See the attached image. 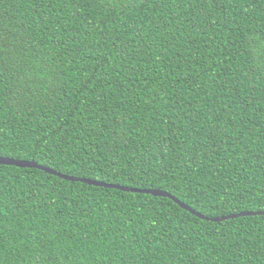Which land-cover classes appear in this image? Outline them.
Segmentation results:
<instances>
[{
    "label": "trees",
    "instance_id": "1",
    "mask_svg": "<svg viewBox=\"0 0 264 264\" xmlns=\"http://www.w3.org/2000/svg\"><path fill=\"white\" fill-rule=\"evenodd\" d=\"M0 156L264 212V0H0ZM0 264H264V214L0 164Z\"/></svg>",
    "mask_w": 264,
    "mask_h": 264
},
{
    "label": "water",
    "instance_id": "2",
    "mask_svg": "<svg viewBox=\"0 0 264 264\" xmlns=\"http://www.w3.org/2000/svg\"><path fill=\"white\" fill-rule=\"evenodd\" d=\"M0 164L12 165V166L21 167V168H36V169L42 170L46 173L55 175L59 178L69 180L72 182H82V183H86L88 185L100 186V187H106V188H114V189H119L121 191H126V192L144 193V194H151L154 196L168 197L172 201H174L176 204H178L181 208H183L186 211H189L190 213L196 215L197 217L204 219V220H207V221L219 222V221H223V220H227V219H231V218H237V217H241V216H253V215L264 214L263 211H241V212L231 213V214L220 216V217H209V216L203 215L202 213L196 211L192 207L183 203L181 200L176 198L171 193L164 191V190H161V189L134 188V187L115 184V183H107L104 181H99V180L90 179V178H86V177H77V176H73V175L63 174V173H60L58 171H55L54 169H52L50 167H47L45 165H41L34 160H22V159H17V158L0 156Z\"/></svg>",
    "mask_w": 264,
    "mask_h": 264
},
{
    "label": "snow or ice",
    "instance_id": "3",
    "mask_svg": "<svg viewBox=\"0 0 264 264\" xmlns=\"http://www.w3.org/2000/svg\"><path fill=\"white\" fill-rule=\"evenodd\" d=\"M121 3L127 2V0H120ZM119 7V5H117Z\"/></svg>",
    "mask_w": 264,
    "mask_h": 264
}]
</instances>
